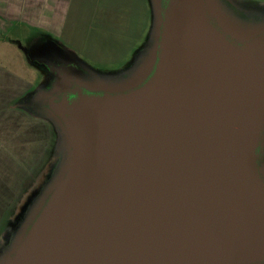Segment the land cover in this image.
<instances>
[{
  "label": "water",
  "instance_id": "1",
  "mask_svg": "<svg viewBox=\"0 0 264 264\" xmlns=\"http://www.w3.org/2000/svg\"><path fill=\"white\" fill-rule=\"evenodd\" d=\"M200 3L170 0L141 87L53 103L69 169L8 264L264 262V69Z\"/></svg>",
  "mask_w": 264,
  "mask_h": 264
},
{
  "label": "crops",
  "instance_id": "2",
  "mask_svg": "<svg viewBox=\"0 0 264 264\" xmlns=\"http://www.w3.org/2000/svg\"><path fill=\"white\" fill-rule=\"evenodd\" d=\"M243 1L264 11V0H233L234 7L242 9ZM158 8V0H0V264L26 234L25 228L14 231L17 213L61 154L52 105L77 98L64 94V84L79 80L91 88L96 76L105 86L122 88L117 74L149 29L155 48L139 86L130 89V83L127 92L141 87L158 62ZM48 59L58 61L61 74ZM56 182L50 175L48 183Z\"/></svg>",
  "mask_w": 264,
  "mask_h": 264
},
{
  "label": "rangeland",
  "instance_id": "3",
  "mask_svg": "<svg viewBox=\"0 0 264 264\" xmlns=\"http://www.w3.org/2000/svg\"><path fill=\"white\" fill-rule=\"evenodd\" d=\"M201 1L207 5L210 19H215L216 15L217 20H221L222 22H219V24L216 26L213 22L211 23L209 21L210 19H208L209 17L207 15V20L212 25L210 28L217 35L221 33L222 35L224 34L230 36L229 38L233 42L227 38L226 39L232 44V50L235 51L236 54L243 53L242 50H244L248 55L254 57L258 61L260 67L264 69V11L262 7L257 5V7H252L253 4H251V2L249 3L243 1L239 5V7L243 8L238 9L234 7L236 4L233 5V0H196V2L199 4H201ZM248 7L252 8L250 10H246ZM157 16L162 22L166 18V13L165 11H162L160 6L157 11ZM153 36V32L151 33V30L148 29L146 36L143 38L142 44L140 43L136 48L137 52L129 59L128 66L120 74H117L119 81L122 83L121 85H123L122 88L114 89V87L105 86L102 81L98 79L99 77L96 76L93 77V87L90 88L86 85H83L82 87L85 90H88L89 94L94 95H101L105 92L109 94L124 93L129 91L127 86L130 83L137 84L135 86H133L134 84L129 86L132 87L130 89L138 87L140 84L138 81L141 79V71L147 67L150 60V52L155 48V36L154 38ZM68 59H70V57H68ZM48 60L50 68H52L54 72L61 74L62 67L59 65L58 61L55 62L52 59ZM65 66L69 65L64 64V67ZM111 77L115 76L112 75ZM117 81L118 79H114L109 84ZM82 89L79 86H75V90H78V92L84 95V89ZM57 126V128L61 127L60 125ZM56 132L59 136L58 142L60 144L59 150L61 154L59 157H57V160L51 161V163L48 164L45 178L41 181L40 186L36 187L31 192L28 202L21 206V211L17 213L18 216L16 215L17 218L15 219L14 225V229H16L14 231L17 229H22L23 234V230L25 228V233L28 232L30 226L36 219V215L40 210V206H42L45 201L48 200L50 192L54 187H56V185H58L57 182L48 183L49 176L56 174V179L59 182L68 172L71 161V149L69 141L63 131ZM257 165L260 170V177L264 180L263 175L261 176V173H264V161L261 163V169L258 162ZM17 249L18 246L6 254L4 257L6 261L4 264H8V261L16 256L18 251Z\"/></svg>",
  "mask_w": 264,
  "mask_h": 264
},
{
  "label": "flooded vegetation",
  "instance_id": "4",
  "mask_svg": "<svg viewBox=\"0 0 264 264\" xmlns=\"http://www.w3.org/2000/svg\"><path fill=\"white\" fill-rule=\"evenodd\" d=\"M159 1V6L161 7V9H162V11L164 12L166 9L165 8H167V6H168V4H169V2H170V0H158ZM206 9H207V15H208V7H207V5H206ZM208 19H210V15H208ZM211 23L213 22L216 26L219 24V22H221V20H217V18H216V15H215V19H210L209 20ZM222 23V22H221ZM227 34V33H226ZM224 35V34H223ZM227 39H229L230 41H232L229 37L230 36H228V35H224ZM233 42V41H232ZM264 44V43H263ZM68 84H70V83H68ZM67 83H65L64 84V90L65 91H63L64 92V94H66V95H68L69 97H74V95L75 96H78V90H75V86L76 87H81V89L83 88L82 86L84 85V83L82 82V81H79L78 80V82H73L71 85H68ZM73 90V91H75V93L73 92V91H68V90ZM84 89V88H83ZM82 89V90H83ZM67 91V92H66ZM84 91V94H89L88 93V90L86 91L85 89L83 90ZM74 94V95H73ZM91 95V94H90ZM92 95H94V94H92ZM260 135H261V140H260V143H259V146H258V148H257V152H258V164H259V167H260V169H261V163H262V161H264V124H263V127H262V129H261V132H260ZM260 171V170H259ZM263 175V177H264V173L262 174L261 173V176Z\"/></svg>",
  "mask_w": 264,
  "mask_h": 264
}]
</instances>
